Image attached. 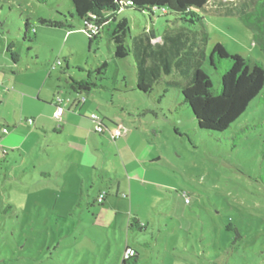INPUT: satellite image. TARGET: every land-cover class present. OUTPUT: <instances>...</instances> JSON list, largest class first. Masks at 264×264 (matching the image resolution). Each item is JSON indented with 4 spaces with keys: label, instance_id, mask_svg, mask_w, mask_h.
Here are the masks:
<instances>
[{
    "label": "rangeland",
    "instance_id": "374dc122",
    "mask_svg": "<svg viewBox=\"0 0 264 264\" xmlns=\"http://www.w3.org/2000/svg\"><path fill=\"white\" fill-rule=\"evenodd\" d=\"M257 1L210 0L194 10L202 18L195 24L159 13L151 21L134 10L122 16L132 35L148 27L186 33V50L198 43L203 68L219 88L220 77L209 66L217 44L264 69V44L242 17ZM41 18L72 21L75 28L66 37L70 28L45 26ZM28 19L32 27L25 38ZM5 44L13 45L24 69L48 73L61 60L52 75L62 78L64 97L72 78H85L107 62L103 87L84 102L104 116V106L113 105L111 110L139 118L141 125L130 123L128 142L125 136L113 141L110 132L109 139L97 134L99 148L75 153L71 162L67 154L63 163L61 155L48 159L39 152L25 163L1 165L0 264H121L127 248L141 254V264H264V126L237 137L247 124L264 125V88L227 131L202 130L183 104L182 85L168 83H182L184 76L174 70L151 94L140 92L135 56L116 58L106 35L91 43L71 0H0V59L11 56ZM133 218L146 225L144 231L129 228ZM230 222L239 238L226 230Z\"/></svg>",
    "mask_w": 264,
    "mask_h": 264
},
{
    "label": "trees",
    "instance_id": "16d2710c",
    "mask_svg": "<svg viewBox=\"0 0 264 264\" xmlns=\"http://www.w3.org/2000/svg\"><path fill=\"white\" fill-rule=\"evenodd\" d=\"M71 1L79 21L90 36L91 43L99 40L102 35H106L115 46L114 56L116 58H126L132 54L135 56L138 69L137 88L140 92L151 94L163 75H170L174 70L184 76L182 83L178 80L168 83L182 85L183 104L191 109L202 130L220 133L227 131L263 91L264 69L257 62L251 65L249 60L239 55H232L223 45L217 44L209 55V66L220 77L219 88H215L210 74L203 68L202 60H205V57L198 43H191L190 50H186L191 40L186 33L171 28L157 32L155 28L148 27L141 33L132 35L128 17L122 16L125 11L134 10L148 13L151 21L159 13L158 17L173 15L176 17L175 20L183 19L195 24L202 18L196 15L194 10L205 8L210 0ZM242 17L264 44V0H258L253 9L243 14ZM87 22L97 25L99 31L91 34L87 30ZM40 23L49 27L74 29V26L62 20L41 18ZM25 25V38H28L32 27L29 19L26 20ZM29 38L33 41L31 36ZM195 38L198 40L197 36ZM189 55L192 56L191 59ZM107 68L108 63L103 62L95 71L88 72L87 77L72 78L69 83L72 92L87 98L93 89L102 88L100 80L104 78ZM262 95L260 104L264 106V92ZM263 126L262 123L247 124L237 132V137L241 138L247 132ZM261 179L264 183V175ZM77 206L80 204L78 203ZM224 225L227 231H234L239 238L238 227L232 222ZM129 228L142 232L146 225L133 218L129 223ZM140 262L141 256L134 251L133 255L124 256L121 264H141Z\"/></svg>",
    "mask_w": 264,
    "mask_h": 264
},
{
    "label": "crops",
    "instance_id": "0c3cea01",
    "mask_svg": "<svg viewBox=\"0 0 264 264\" xmlns=\"http://www.w3.org/2000/svg\"><path fill=\"white\" fill-rule=\"evenodd\" d=\"M64 22L74 26L72 21L64 20ZM71 31L66 33V37L72 33ZM36 33L35 31V35ZM4 51L10 53L11 56L6 55L0 59V83L2 84L0 90V166L9 167L8 161L11 159H20L25 163L26 159L36 158L39 152H43L48 159L54 158V155H61L60 160L63 163L66 161L65 154L68 155L67 160L69 161L73 159L75 153L92 154L94 146L98 149L100 145L97 134L102 139L110 136L109 130L104 134L95 132L96 122L91 119L93 113H98L110 129L116 123H124L128 127L130 123L141 125V119H133L130 115H122L120 111L111 110L113 105L104 106L109 114V116H104L93 105L88 104V101L84 102L77 93L71 91L67 97H64L60 91L62 78L55 79L52 70L47 73V70L43 68L24 69L13 52L12 44H5ZM41 71L45 74L40 76ZM58 95L62 98L61 102L56 101ZM59 107L61 110L59 116H56L55 113L58 112ZM29 118L33 119V123L28 122ZM4 127L8 128L7 133L2 131ZM130 131L132 130H129L125 136L126 142L131 141ZM113 141L117 140L113 139ZM47 160H44L43 165L49 164ZM43 165L33 167L36 170L41 169ZM39 174L42 177L51 176L45 171ZM58 175L66 178L63 172H59ZM75 175L76 179L80 180L77 171ZM74 191L82 193L83 189L81 188L80 191L74 189ZM134 251L141 256L136 249Z\"/></svg>",
    "mask_w": 264,
    "mask_h": 264
},
{
    "label": "built area",
    "instance_id": "2783aa9c",
    "mask_svg": "<svg viewBox=\"0 0 264 264\" xmlns=\"http://www.w3.org/2000/svg\"><path fill=\"white\" fill-rule=\"evenodd\" d=\"M88 27L87 30L91 33V34H96L99 31V27L95 24L92 23H88ZM35 31V30H34ZM62 65V61L58 60L56 63H53L51 66V70H56L59 66ZM2 88V84L0 83V90ZM82 100L84 101L86 99V97L81 96ZM58 102L62 101V98L58 95L57 100ZM61 108L59 107L58 112L55 113L56 116H59V112H60ZM91 119H93L96 122V127L95 130L97 133L99 134H104L106 133L107 130L110 131L111 137L116 140L120 137L126 136L129 132V127L127 125H125L124 123H116L112 129H110V127L106 124V122L104 121V119L98 114V113H93L91 115ZM28 122L33 123V119L29 118ZM4 133L8 132V128L4 127L2 130ZM106 197V192H101L98 196V201L99 202H103V200ZM186 201L189 202V198L186 196ZM134 254V251L132 249H127L126 253H125V257H129L131 255Z\"/></svg>",
    "mask_w": 264,
    "mask_h": 264
}]
</instances>
